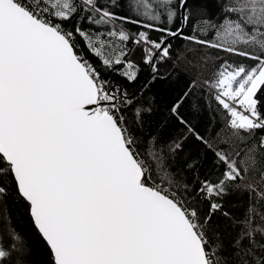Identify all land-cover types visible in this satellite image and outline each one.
<instances>
[{"label": "snow or ice", "instance_id": "obj_1", "mask_svg": "<svg viewBox=\"0 0 264 264\" xmlns=\"http://www.w3.org/2000/svg\"><path fill=\"white\" fill-rule=\"evenodd\" d=\"M140 2L147 9L142 14L134 0H0V205L9 196L27 203L50 264H264V243L255 239L264 230L253 226L254 206L246 219L234 220L241 230L230 240L214 220L217 213L231 219L220 201L255 170L257 145L264 150V0H217L223 20L206 18L205 8L194 7L201 0ZM125 7L129 15L121 14ZM190 21L194 33L203 23L202 35L223 31L231 40L185 35ZM78 37L88 41L99 66L82 53ZM172 39L239 59L222 60L199 85L193 79L168 106L162 123L174 122L182 132L166 153L158 135L138 139L152 109H135L130 127L124 112L133 98L102 72L134 83L138 65L128 56L139 51L155 80ZM197 91L225 112L233 136L247 146L243 158L225 151L233 147L227 142L212 149L182 111ZM199 99L193 112L201 110ZM189 136L224 169L215 182L189 186L171 172L168 160ZM198 164L194 158L187 167ZM247 187L264 201V187ZM8 238L5 245L0 232V264H27L18 234Z\"/></svg>", "mask_w": 264, "mask_h": 264}, {"label": "trees", "instance_id": "obj_2", "mask_svg": "<svg viewBox=\"0 0 264 264\" xmlns=\"http://www.w3.org/2000/svg\"><path fill=\"white\" fill-rule=\"evenodd\" d=\"M121 2L123 3V0ZM134 6L136 11L141 14L147 11V9L142 7L140 0H134ZM197 6L207 10L206 18L208 19H215L216 16H219L220 20L224 19L220 15V4L217 0H201L199 4H194V7ZM121 14L129 15L128 8L125 7ZM204 26L206 25L203 23L197 25L199 31L194 33V24L190 21L184 29L185 35L197 34L201 39L213 40L214 42L212 35H202V28ZM124 27L132 28V31H136L134 26L125 25ZM152 35L155 36L156 34L153 33ZM77 39L82 53L88 55L90 61L99 66L100 60L95 58L90 53V49L85 47L88 42L80 40L79 37ZM171 45L169 59L166 62L158 61L159 72L157 73L158 78L155 80L152 78L153 73L151 68L140 62L139 51L134 55L130 54L128 56V59L135 61L138 65V78L134 83H128L116 71L102 72V76L106 80H109L113 85L125 87L128 95L133 98L131 106L124 112V116L130 127L133 126L135 109L138 107H150L152 109L150 113H144L143 115V126L138 133V139L143 141L150 134L158 135L160 142L165 146L166 153L167 145L180 136L182 132V129L174 122H170L167 125L162 123L167 116L168 106L188 89L193 79L199 85V82L208 78L222 60L232 62L239 59L223 51L184 39H172ZM242 62L245 65L252 63L246 60ZM123 70L122 68L121 71ZM161 76L164 78H159ZM145 85L147 86L145 87ZM194 98L199 99L198 91L194 94V97H190L185 102L182 111L188 116L193 126L209 141L212 149H216L217 147L224 148V143L214 145V142L218 139L221 131L228 125L225 112L214 101L208 98L199 99L201 110L193 112L191 104ZM235 143L236 149L233 156H235L236 151H240V158H243L247 152V146L240 141ZM257 149V152L254 154L257 163L254 174L250 176L252 178L250 184L257 190H261L264 187V180H261V174L264 173V150H260L258 145ZM224 150L226 151L227 149ZM194 158L198 159L199 164L195 170H192L187 167V164ZM214 160L213 152L209 148H206L203 144H200L193 137L189 136L184 141L183 151L177 152L174 157L170 156L168 164L171 172L176 175V178L180 182L186 181L189 186L195 185V187H199L200 182L204 180L215 182L224 171L222 167L217 166ZM246 175L247 173H245L244 177ZM239 183L240 187L233 186L231 194L220 201L223 204L221 212L229 213L231 219L224 217L220 213H217L214 217V220L219 224L221 233L227 240L235 238L237 233L240 232L241 226L235 224L234 220L246 219V210L250 205L256 208V212L251 217L253 219V226H258L264 230V220L261 219V217H264V201H257L253 198L254 193L247 187L249 184L244 183L243 179ZM198 206L206 211L208 203L202 201ZM13 230L15 234H18L22 246L29 253L26 256L27 264H50L49 247L35 228L27 203L15 196H9L6 206L0 205V232L4 234L5 245L11 243L8 234L12 233ZM255 239L264 243V237L259 234L255 236ZM244 243L247 244V240Z\"/></svg>", "mask_w": 264, "mask_h": 264}, {"label": "rangeland", "instance_id": "obj_3", "mask_svg": "<svg viewBox=\"0 0 264 264\" xmlns=\"http://www.w3.org/2000/svg\"><path fill=\"white\" fill-rule=\"evenodd\" d=\"M206 30V26H204L202 28V31ZM231 40V37H229L226 32L221 33L220 36L215 37L214 38V42H219L221 44H226L229 43ZM88 42V41H87ZM117 48L122 47V45H120L119 43H117ZM209 52V50H208ZM111 54V53H110ZM118 54V53H116ZM229 143L230 145H233V147L228 148L226 151L230 152L232 155L234 154V151L236 149L235 146V142H239L238 140H236V138L233 136L232 130H230V128L228 127V125H226L225 129L221 131L218 139L214 142V145L220 144V143ZM256 167V165H255ZM254 174V171H249L247 172V175L245 177H243V181L244 183H248L250 184L252 181V178L250 176H252Z\"/></svg>", "mask_w": 264, "mask_h": 264}]
</instances>
